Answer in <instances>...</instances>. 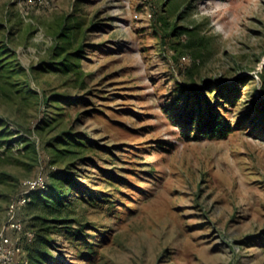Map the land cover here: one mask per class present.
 <instances>
[{"label":"rangeland","instance_id":"obj_1","mask_svg":"<svg viewBox=\"0 0 264 264\" xmlns=\"http://www.w3.org/2000/svg\"><path fill=\"white\" fill-rule=\"evenodd\" d=\"M52 166L22 264H264V0H0V229Z\"/></svg>","mask_w":264,"mask_h":264},{"label":"built area","instance_id":"obj_2","mask_svg":"<svg viewBox=\"0 0 264 264\" xmlns=\"http://www.w3.org/2000/svg\"><path fill=\"white\" fill-rule=\"evenodd\" d=\"M30 3H43L44 0H23ZM46 179L42 172L36 177L25 180L19 193L15 196L9 210L8 219L0 229V264H21L25 258V244L35 239V231L26 226L19 217V211L30 201V193L42 189Z\"/></svg>","mask_w":264,"mask_h":264},{"label":"trees","instance_id":"obj_3","mask_svg":"<svg viewBox=\"0 0 264 264\" xmlns=\"http://www.w3.org/2000/svg\"><path fill=\"white\" fill-rule=\"evenodd\" d=\"M214 121H216V117L213 118V120L211 121V123H214ZM208 125H212L210 124V122H207V124H204V126H200V129L202 130H206L208 127ZM43 175L45 176V179H46V185L44 188L42 189H37V190H34L30 193V201L28 202L27 205H29L33 198L34 197H39V198H53V197H58L57 199V204H55L57 207H62L63 204H64V201L67 199V197L65 196V193L62 191V190H59V192H54L53 191V188H51V185H50V182L51 181H54L56 179H58V175L60 174L59 171H58V168L52 166L51 168H49V171H46V172H42ZM67 175H65L64 177H66ZM69 179V178H68ZM71 183V182H70ZM73 183V182H72ZM73 185V184H72ZM26 205V206H27ZM22 212L21 210L19 211V217L26 223V226L28 227H31L34 231H35V239L32 243H30L27 248H26V256L25 258L27 257V255H31L32 254V246L37 242V243H41L42 246H45V238L43 236V234H41L40 232H36V230L34 229V225L31 223V221L29 220V218L25 217V216H22L21 215ZM52 221H55V220H52ZM24 263V262H22ZM21 263V264H22Z\"/></svg>","mask_w":264,"mask_h":264}]
</instances>
